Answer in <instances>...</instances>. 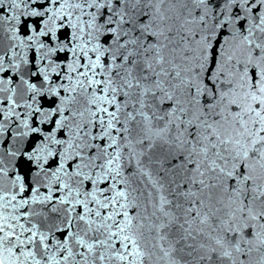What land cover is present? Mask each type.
Segmentation results:
<instances>
[{
  "label": "snow or ice",
  "instance_id": "6c2138e0",
  "mask_svg": "<svg viewBox=\"0 0 264 264\" xmlns=\"http://www.w3.org/2000/svg\"><path fill=\"white\" fill-rule=\"evenodd\" d=\"M0 264H264V0H0Z\"/></svg>",
  "mask_w": 264,
  "mask_h": 264
}]
</instances>
